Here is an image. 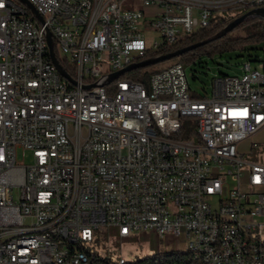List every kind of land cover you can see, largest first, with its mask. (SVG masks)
<instances>
[{"label":"built area","instance_id":"obj_1","mask_svg":"<svg viewBox=\"0 0 264 264\" xmlns=\"http://www.w3.org/2000/svg\"><path fill=\"white\" fill-rule=\"evenodd\" d=\"M27 1L42 24L0 0V264H104L93 263L110 258L95 239L110 226L120 237L183 235L201 264H264V163L243 158L264 149V58L213 78L203 95L190 93L179 62L147 69L148 82L129 71L106 83L147 51L264 0H138L126 10L125 0ZM46 31L75 85L53 66ZM64 237L87 240L91 254Z\"/></svg>","mask_w":264,"mask_h":264},{"label":"rangeland","instance_id":"obj_2","mask_svg":"<svg viewBox=\"0 0 264 264\" xmlns=\"http://www.w3.org/2000/svg\"><path fill=\"white\" fill-rule=\"evenodd\" d=\"M138 3V0H125L121 9H132ZM243 12L242 8H235L232 13L222 12L221 16L227 18ZM249 32H251V23L244 25L241 29L235 31L233 35L242 37ZM255 57L262 58V51L231 52L213 59H203L200 66H184L190 93L203 95L204 92H209L213 78L220 75L240 76L242 74L241 66L250 58ZM26 158L27 162L31 160L29 152H27ZM243 158L246 161L264 163V149L261 145L253 147L252 151L246 153ZM87 248L91 252L90 246H87ZM97 248L110 257L103 258L102 255H98L103 259L118 261L119 259L116 258L123 256L122 259L126 261V259L137 260L153 253L183 250L187 249V246L183 235L176 236L168 233L158 236L153 230H145L134 231L127 237H120L118 227L110 226L108 230L100 232ZM97 248L95 247V249Z\"/></svg>","mask_w":264,"mask_h":264},{"label":"trees","instance_id":"obj_3","mask_svg":"<svg viewBox=\"0 0 264 264\" xmlns=\"http://www.w3.org/2000/svg\"><path fill=\"white\" fill-rule=\"evenodd\" d=\"M249 9H245L244 13L248 12ZM235 19L234 16L223 18L215 17L212 18L209 22V25L199 29L190 35L186 36L184 39L178 41V43L174 45H163L159 47L155 51H147L145 56L141 59V61L149 60L158 56L167 55L173 53L179 49L188 47L192 44L204 41L219 31H221L228 23L232 22ZM251 23V32L246 33L245 36H234L233 33L239 29H241L244 25ZM250 50H260L263 53L264 58V20L261 19H248L238 27H236L232 32L222 36L219 39L211 41L203 46L197 47L191 51H188L182 54L180 57H176L171 59L170 61L160 63L155 66H149L146 68H138L131 71L127 74V77L133 78V80L138 82H148V74L145 73L147 69H151V71L155 70L157 67L163 66L164 64L179 62L184 66H200L202 64L203 59H213L217 56H222L226 53L231 52H243ZM56 58L59 60L63 69L72 77L75 78L74 73L70 70V68L59 59L57 52L54 50ZM260 58H250L247 61H256ZM223 76V75H221ZM225 76V75H224ZM184 124H193V121L190 117H185L182 119ZM193 129V128H192ZM179 137L184 136L182 133L178 135ZM187 137H194L195 134L193 130H190L186 133ZM99 234L96 237L95 241L98 242ZM192 252L187 249L183 250H173L167 252H159L153 253L150 255H146L143 258L137 260H124L123 264H201L197 262L195 258H192ZM98 256V255H97ZM98 260L96 263H104V264H118V261H114V259H103L98 256Z\"/></svg>","mask_w":264,"mask_h":264},{"label":"water","instance_id":"obj_4","mask_svg":"<svg viewBox=\"0 0 264 264\" xmlns=\"http://www.w3.org/2000/svg\"><path fill=\"white\" fill-rule=\"evenodd\" d=\"M19 3H21L22 5H24L29 11L30 13L36 18V20L42 24L43 20L42 18L37 14V12L35 11V9L29 4V2L27 0H17ZM248 19H261L264 20V9H255V10H250L246 13H244L243 15L237 17L236 19H234L232 22L228 23L221 31H219L218 33H216L215 35H213L212 37L192 44L188 47L179 49L173 53L167 54V55H163V56H158L149 60H145L142 61L138 64L135 65H131L128 68H125L122 71H119L117 73H114L112 75H110L107 78V84L112 82L115 79H118L119 77H121L122 75H124L125 73L132 71L134 69H138V68H146L149 66H155L158 65L160 63H164L167 61H170L173 58L176 57H180L182 54L191 51L197 47L203 46L211 41H214L216 39L221 38L222 36L232 32L236 27H238L240 24H242L243 22H245ZM46 42H47V46H48V55L50 57V60L53 64V66L55 67L57 73L59 74L60 77H62L63 79L67 80L69 83H71L72 85H75L76 82L72 79V77H70V75L63 69V67L61 66L59 60L56 58L55 53H54V46H53V41H52V37L49 31H46Z\"/></svg>","mask_w":264,"mask_h":264},{"label":"bare ground","instance_id":"obj_5","mask_svg":"<svg viewBox=\"0 0 264 264\" xmlns=\"http://www.w3.org/2000/svg\"><path fill=\"white\" fill-rule=\"evenodd\" d=\"M222 236V228L221 227H214L211 232V241H219ZM42 237H53V230H42ZM62 245L63 246H74L79 249L81 254H91L88 250L87 246H89V242L87 240L82 239L81 237H64L62 238ZM187 250L192 253H197V246L196 245H186ZM91 249V247H90ZM104 258V256H103ZM195 258L198 262V259ZM98 256H93V263H96L98 260ZM124 259L120 258L118 260V264H123ZM52 264H61V263H52Z\"/></svg>","mask_w":264,"mask_h":264},{"label":"crops","instance_id":"obj_6","mask_svg":"<svg viewBox=\"0 0 264 264\" xmlns=\"http://www.w3.org/2000/svg\"><path fill=\"white\" fill-rule=\"evenodd\" d=\"M259 136L258 135H254L251 139H257Z\"/></svg>","mask_w":264,"mask_h":264}]
</instances>
